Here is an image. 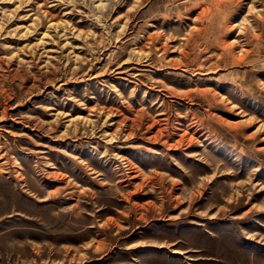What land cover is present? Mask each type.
<instances>
[{"label": "rangeland", "instance_id": "rangeland-1", "mask_svg": "<svg viewBox=\"0 0 264 264\" xmlns=\"http://www.w3.org/2000/svg\"><path fill=\"white\" fill-rule=\"evenodd\" d=\"M0 264H264V0H0Z\"/></svg>", "mask_w": 264, "mask_h": 264}, {"label": "bare ground", "instance_id": "bare-ground-1", "mask_svg": "<svg viewBox=\"0 0 264 264\" xmlns=\"http://www.w3.org/2000/svg\"><path fill=\"white\" fill-rule=\"evenodd\" d=\"M215 2H217V0H215ZM202 9H203V10L199 12L200 15H202V14L204 13V10L206 9V7L203 6ZM198 16H199V15H198ZM170 41H171V40H169V39L167 38V39L163 42L164 45H165V47L170 45ZM163 118H164V117H163ZM180 123H181V122H180Z\"/></svg>", "mask_w": 264, "mask_h": 264}]
</instances>
